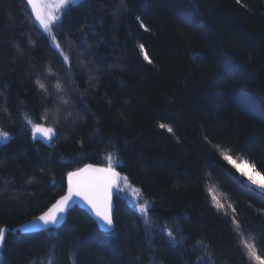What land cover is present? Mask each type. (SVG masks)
<instances>
[{
    "label": "trees",
    "instance_id": "1",
    "mask_svg": "<svg viewBox=\"0 0 264 264\" xmlns=\"http://www.w3.org/2000/svg\"><path fill=\"white\" fill-rule=\"evenodd\" d=\"M124 5L91 0L66 9L57 39L72 57L69 70L26 0H0V129L11 134L0 143V227L41 214L66 191L68 171L106 166L111 154L153 202L149 216L183 241L173 247L147 227L129 188L115 197L118 237H107L78 207L58 229L7 233L0 264H52L53 256L56 264H254L241 241L255 240L264 258V196L222 154L245 158L264 175V0ZM81 59L99 69L98 81L89 80ZM43 69L56 75L45 78ZM38 78L50 95L38 89ZM57 80L82 119L70 128L62 122L51 145L33 141L25 118L55 123Z\"/></svg>",
    "mask_w": 264,
    "mask_h": 264
},
{
    "label": "snow or ice",
    "instance_id": "2",
    "mask_svg": "<svg viewBox=\"0 0 264 264\" xmlns=\"http://www.w3.org/2000/svg\"><path fill=\"white\" fill-rule=\"evenodd\" d=\"M91 0H26V3L31 8V13L34 15L35 21L39 23L43 32L47 34L50 38L51 44L57 50L58 54L62 57L63 64L67 65L69 70L72 67V57L64 53L63 46L60 44L57 39L58 36H62L65 28L63 26V19L65 16V10L70 5H87ZM122 6L124 5V0H120ZM71 45V41H69ZM86 47L87 41H84ZM141 50H143V45H140ZM82 55V54H81ZM95 55V53H93ZM145 60H148L147 55H145ZM194 59L199 58V54H194ZM79 63L87 68L89 80L99 79V69L90 67L89 62L81 59ZM148 63H152L151 60H148ZM111 67V66H110ZM51 73V69H43L41 71V76L47 77ZM56 75L55 73H51ZM38 89L42 91L45 96L50 95L48 86L40 81L38 78L34 82ZM55 90V93L58 95L59 99L57 101L59 107L56 108L54 119V124L38 123L32 119L25 118V124L30 127L31 135L33 141L38 137L43 138L45 141L52 144V141L57 139L60 128L58 127L63 122L67 127L74 125L78 119H82L79 115L74 116L71 109V93L64 87V85L57 80L52 86ZM111 105L112 101H108ZM85 107H87L85 105ZM61 108L64 109L63 114H61ZM6 112L7 110L4 109ZM47 109H45V115L41 117L43 121H47ZM123 117V112H121ZM161 129H166L167 132L173 133V128L170 125L160 123L158 125ZM27 130V129H25ZM10 133L3 129H0V143L7 142L10 139ZM223 160L227 161L233 167L240 172V175L245 177L249 185H254L258 190V194L264 196V183H259L253 178L252 175H249L247 172H243L234 162L232 156L223 153ZM2 163V161H0ZM123 166L121 164L120 158L113 157L109 154L107 159L106 166H98L92 163H85L83 167H78L72 171L66 173L67 178V187L63 195H60L55 203L51 205L46 211L42 212L38 217L35 218L36 221H39V224L33 223L19 229L23 233H30L34 231L37 227H43L47 229L49 226L56 228L60 225L61 221L64 219V214L75 203L74 198H79L82 200L88 211L94 216L98 222L99 228L102 232L109 238L118 237L119 233L116 228V222L114 219V203H113V189L118 191H126L127 189H133V192L136 194L135 201L133 203V209L139 214L143 219L144 224L147 227H151L153 230L162 233L168 238L171 246L176 247L180 245L183 241V237L180 240L177 239L176 229L174 227L168 226L166 223H157L159 219L149 216V211L153 205L152 201L143 200L141 190L139 188H134L129 177L127 175H122L121 172L117 171V167ZM43 171V169H41ZM34 178H30L26 181L28 184H32ZM121 185L124 187L122 188ZM54 186V184H53ZM215 199V197L213 198ZM218 210L222 205H216ZM232 212L235 214L236 209L233 208ZM233 231L238 235H243V226L235 218V215L231 218ZM8 229L6 227H0V248L4 247L6 232ZM146 236L151 239V234L146 233ZM200 243V242H198ZM241 246L243 249L242 254L246 255L249 261L254 262V264H264V258L257 254L255 240L249 242L247 239L241 241ZM79 255L77 248L76 254ZM210 259V257H209ZM52 264H56L55 257L53 256ZM73 264H76L75 259ZM102 264V262H101ZM149 264H164L162 260L157 261L153 258Z\"/></svg>",
    "mask_w": 264,
    "mask_h": 264
},
{
    "label": "water",
    "instance_id": "3",
    "mask_svg": "<svg viewBox=\"0 0 264 264\" xmlns=\"http://www.w3.org/2000/svg\"><path fill=\"white\" fill-rule=\"evenodd\" d=\"M92 164H96V163H92ZM98 166H103L101 164H96ZM83 167V166H81ZM118 171V170H117ZM66 182H67V179H66ZM118 191L117 189H113V203H114V212H115V208H116V202H115V197L117 195ZM75 199V203L72 205V207L68 210L67 213L64 214V219L61 221L60 225L56 228H52L51 226H49L47 229L43 228V227H37L34 231L30 232V233H35V232H42V231H46V230H49V229H57V228H60L62 225H64V223H66L67 219H68V214L71 210H73L74 208L76 207H80L82 209H84L88 214H90L92 216V214L88 211V209L86 208V205L85 203L80 200L79 198H74ZM55 203V202H54ZM46 211V210H45ZM40 215V214H39ZM39 215L35 216L34 219L32 220H28V221H24L23 223L15 226L12 230H10L11 232H21L19 231V229H21L22 227L24 226H27V225H31L33 223H36V224H39L40 222L39 221H36L35 218L38 217ZM94 218V220L96 221L97 225H98V222L96 220V218L94 216H92ZM114 219H115V213H114ZM117 226V225H116ZM23 233V232H21ZM24 234V233H23Z\"/></svg>",
    "mask_w": 264,
    "mask_h": 264
},
{
    "label": "rangeland",
    "instance_id": "4",
    "mask_svg": "<svg viewBox=\"0 0 264 264\" xmlns=\"http://www.w3.org/2000/svg\"><path fill=\"white\" fill-rule=\"evenodd\" d=\"M66 11V10H65ZM39 24V23H38ZM40 26V25H39ZM41 27V26H40ZM39 139H42L38 137ZM235 164L243 171L247 172L249 175H252L255 180H257L259 183H264V175L260 173L254 164L250 163L245 158H237L233 155H231ZM240 173V172H239Z\"/></svg>",
    "mask_w": 264,
    "mask_h": 264
},
{
    "label": "bare ground",
    "instance_id": "5",
    "mask_svg": "<svg viewBox=\"0 0 264 264\" xmlns=\"http://www.w3.org/2000/svg\"><path fill=\"white\" fill-rule=\"evenodd\" d=\"M67 179V178H66ZM51 207V206H50ZM76 208H78V207H76ZM47 210V209H46ZM84 210V209H83ZM42 214V213H41ZM88 215H90V214H88ZM35 217V216H34ZM69 217V216H68ZM32 219H34V218H32ZM32 219H29V220H32ZM26 221H28V220H26ZM67 222V221H66ZM65 224V223H64ZM15 227V226H14ZM14 227H12V229L14 228ZM7 228V227H6ZM8 229V231L6 232V234L7 233H9V232H11L10 230H12V229H10V228H7ZM58 229V228H57ZM11 233H13V232H11ZM16 233V232H15Z\"/></svg>",
    "mask_w": 264,
    "mask_h": 264
}]
</instances>
